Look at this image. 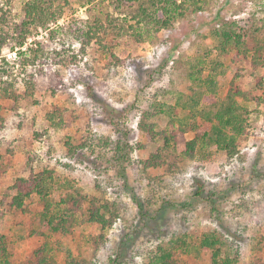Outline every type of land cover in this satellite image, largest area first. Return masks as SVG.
<instances>
[{
	"label": "rangeland",
	"instance_id": "obj_1",
	"mask_svg": "<svg viewBox=\"0 0 264 264\" xmlns=\"http://www.w3.org/2000/svg\"><path fill=\"white\" fill-rule=\"evenodd\" d=\"M27 1L0 0L8 34L13 35L14 25L22 21ZM56 5L63 8L58 21L45 30H34L20 48L22 52L38 49L34 65H22L12 39L0 52L2 81L7 83H0V94L1 88L13 84L19 96L16 102L0 99V201H4L0 203L4 213L0 235L9 240L12 262L24 261L45 241L36 235L40 232L34 217L36 198L27 201L25 213L7 212L4 199L14 180L28 177V154L36 158L35 172L54 171L60 182L74 181L83 194L104 196L120 207V217L104 232L97 225H83L59 237L57 264H64L67 252L87 264H112L120 254L119 264H148L158 248L171 240L206 232L221 233L234 242L241 248L243 263L253 254L264 262V243L260 251L255 249L264 236V104L257 107L238 99L249 113L250 127L248 138L239 142L233 156L198 146L193 160L173 154L163 157L161 165L146 169L143 162L161 149L163 141L140 128L141 123L148 124L158 132L167 126L169 118L158 114L156 107L173 105L178 93L190 94L189 66L207 54L225 70L219 77V99H224L234 75L245 90H254L255 81L244 61L219 55L213 33L221 24L234 22L264 37V0H201V9H186L184 17L152 38L141 42L116 38L108 52L94 41L85 53L80 52L79 43L65 39L62 27L72 22L85 26L82 21L104 11L118 16L114 5L110 0H67L66 5L57 0ZM50 31L59 32L52 37ZM28 56L33 59V54ZM30 75L34 88L27 86ZM255 76L264 79V68H258ZM57 84L60 88L52 94L50 88ZM52 113L55 123L62 118L58 128L48 119ZM177 114L184 117L186 112ZM192 138L193 132L180 134L178 143L183 147ZM117 140L132 148L125 150L128 161L121 164L114 151ZM196 182L203 184V199L194 197ZM63 193L55 191L53 199L58 201ZM100 234L104 241L95 249L90 237ZM195 260L209 264L210 252L201 251Z\"/></svg>",
	"mask_w": 264,
	"mask_h": 264
},
{
	"label": "trees",
	"instance_id": "obj_2",
	"mask_svg": "<svg viewBox=\"0 0 264 264\" xmlns=\"http://www.w3.org/2000/svg\"><path fill=\"white\" fill-rule=\"evenodd\" d=\"M63 1L66 5L67 0ZM200 1L110 0L114 5L113 11L118 16L107 11L101 12L93 20L82 21L85 26H78L76 22H72L62 27V35L65 39L79 43L82 53H85L86 48L94 41L100 43V48L108 52L109 45L116 38L129 37L141 42L156 36L161 30L169 29L178 18L184 17L186 9L191 7L194 12L201 9ZM56 3L57 0L27 1L22 8L23 19L19 24L14 25L13 35L4 30L5 19L4 14H1L0 52L8 46V39H12L14 45L12 49L13 47L19 49L16 55L21 57L22 65L24 67L34 65L38 49H27L22 52L20 48L34 30H45L50 23L58 21L63 8ZM123 7H126V10L122 11ZM255 30H245L244 27L232 22L221 24L213 33L218 41L216 51L219 55L229 56L232 61L237 59L244 61L249 77L255 81L254 90H245L236 83L237 78L234 75L224 99H219L217 97L219 77L225 74L223 64L218 59L208 58V54L205 58L197 59L189 66L187 75L191 83L190 94L178 93L173 105L159 104L156 107L158 114H164L169 118L167 126L163 130L154 132L148 124H140L141 130L148 133L152 139L158 136L163 141L161 149L143 162L146 169L161 165L163 157L170 158L173 154L193 160L198 146L224 151L228 156L236 154L239 142L248 138L250 127L247 118L249 113L240 105L238 99L253 102L257 107L264 104V79L255 76L258 68H264V37L258 36ZM58 32L52 31L51 36H55ZM107 39H109L108 43L105 42ZM32 54L31 60L28 55ZM109 57L117 59L112 53H109ZM1 62L6 64L7 60L2 58ZM205 71L207 75L202 77ZM3 75L5 72L0 66V83L7 84L2 81ZM31 78L32 75L27 86L34 88L35 82ZM59 83L61 86L60 81ZM60 86L57 84L50 88L51 93L55 94ZM18 98L13 90V84L1 88L0 99L16 102ZM178 111L186 112L185 116H178ZM54 115L52 113L48 119L53 128H58L63 121L60 118L55 123ZM186 132H193L194 138L187 140L182 147L178 143V137ZM99 143L107 145L106 141L100 140ZM66 145L71 149L69 144ZM130 149L132 148L126 141L117 140L114 143V151L118 154L116 161L120 164L125 160L128 161L125 150ZM27 156L25 165L30 171L28 177L14 180L12 186L7 188L8 193L4 199L7 203V212L25 213L28 210L27 201L36 198L38 208L35 209L34 217L40 227V232L36 235L43 237L45 241L38 244L37 248L18 264H57L56 251L59 247L57 244L59 237L69 236L75 227L83 225H97L104 232L120 217V207L106 200L104 196L83 194L74 181L60 182L55 177L54 171L45 169L35 172L32 165L36 158L29 154ZM196 185L194 197L203 199V184L196 182ZM57 190H64V193L60 194L58 201H55L52 195ZM134 201L138 209L142 210L141 204L136 199ZM3 202L0 201L1 204ZM0 217L3 218L4 213H0ZM104 237V234L90 237L91 245L97 249L103 243ZM8 241L6 236L0 235V264H14ZM263 243L264 236H261L255 245L256 251H260ZM203 250L210 252L209 264H264L258 254H253L243 263L240 256L241 248L218 232H206L201 236L192 233L183 234L171 240L166 247H159L148 264H197L195 257ZM192 253H194L193 257ZM121 257V254L118 255L117 259L111 260V263L119 264ZM64 264H87V262L75 260L67 252Z\"/></svg>",
	"mask_w": 264,
	"mask_h": 264
}]
</instances>
